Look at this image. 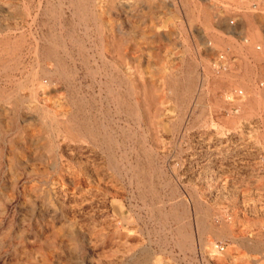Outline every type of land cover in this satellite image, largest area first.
Segmentation results:
<instances>
[{
  "label": "rangeland",
  "instance_id": "obj_1",
  "mask_svg": "<svg viewBox=\"0 0 264 264\" xmlns=\"http://www.w3.org/2000/svg\"><path fill=\"white\" fill-rule=\"evenodd\" d=\"M263 90L264 0H0V264H264Z\"/></svg>",
  "mask_w": 264,
  "mask_h": 264
},
{
  "label": "bare ground",
  "instance_id": "obj_2",
  "mask_svg": "<svg viewBox=\"0 0 264 264\" xmlns=\"http://www.w3.org/2000/svg\"><path fill=\"white\" fill-rule=\"evenodd\" d=\"M255 54H256V53H254V55H255ZM256 57H257V56H256ZM248 89H249V88H248ZM256 92H257V91H256ZM254 93H255V92H254ZM258 93H259V92H258ZM249 94H250V93H249ZM258 95H259V94H258ZM249 96H250V95H249ZM253 96H254V95H253ZM255 96H257V94H255ZM260 96L264 97V90L260 93ZM258 97H259V96H258ZM257 99H258V98H257ZM217 106H218V105H217ZM236 118H237V117H236ZM234 119H235V118H234ZM235 126H236V125H235ZM230 127H231V126H230ZM263 137H264V136H263ZM214 168H215V167H214ZM209 169H210V168H209ZM211 170H212V169H211ZM211 170H210V171H211ZM183 244H184V245H190V241H189L188 236L185 237V238H184V242H183V243L180 242V243L178 244V246H181V247H182ZM184 245H183V246H184ZM213 248H214V245H212V247H211V251L215 252ZM215 253H216V252H215ZM216 254H219V253H216ZM227 254L229 255V252H228Z\"/></svg>",
  "mask_w": 264,
  "mask_h": 264
},
{
  "label": "built area",
  "instance_id": "obj_3",
  "mask_svg": "<svg viewBox=\"0 0 264 264\" xmlns=\"http://www.w3.org/2000/svg\"><path fill=\"white\" fill-rule=\"evenodd\" d=\"M229 24H232V22H229ZM238 95H240V92H238ZM264 178V177H263ZM214 251L216 252V253H221V252H223L224 251V245L223 244H219V243H217V244H215L214 245Z\"/></svg>",
  "mask_w": 264,
  "mask_h": 264
}]
</instances>
